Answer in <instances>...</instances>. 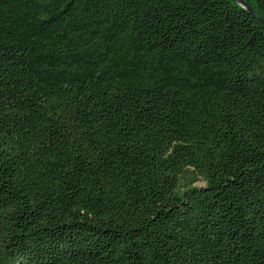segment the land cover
Listing matches in <instances>:
<instances>
[{
  "label": "trees",
  "instance_id": "1",
  "mask_svg": "<svg viewBox=\"0 0 264 264\" xmlns=\"http://www.w3.org/2000/svg\"><path fill=\"white\" fill-rule=\"evenodd\" d=\"M0 264H264V25L0 0Z\"/></svg>",
  "mask_w": 264,
  "mask_h": 264
},
{
  "label": "water",
  "instance_id": "2",
  "mask_svg": "<svg viewBox=\"0 0 264 264\" xmlns=\"http://www.w3.org/2000/svg\"><path fill=\"white\" fill-rule=\"evenodd\" d=\"M236 2H238L242 7L246 8V10L254 17L256 18L258 21H260L263 25H264V21L256 14V12L249 6H247V4L243 1V0H235Z\"/></svg>",
  "mask_w": 264,
  "mask_h": 264
},
{
  "label": "rangeland",
  "instance_id": "3",
  "mask_svg": "<svg viewBox=\"0 0 264 264\" xmlns=\"http://www.w3.org/2000/svg\"><path fill=\"white\" fill-rule=\"evenodd\" d=\"M194 184L197 185V186H202L205 183H204V181L202 179L199 178Z\"/></svg>",
  "mask_w": 264,
  "mask_h": 264
}]
</instances>
